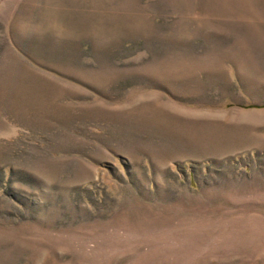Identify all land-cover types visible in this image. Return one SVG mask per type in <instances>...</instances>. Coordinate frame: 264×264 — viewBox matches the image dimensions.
Here are the masks:
<instances>
[{
	"label": "rangeland",
	"instance_id": "obj_1",
	"mask_svg": "<svg viewBox=\"0 0 264 264\" xmlns=\"http://www.w3.org/2000/svg\"><path fill=\"white\" fill-rule=\"evenodd\" d=\"M0 264H264V0H0Z\"/></svg>",
	"mask_w": 264,
	"mask_h": 264
}]
</instances>
